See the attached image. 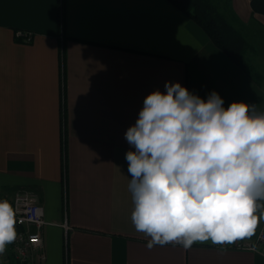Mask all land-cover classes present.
Masks as SVG:
<instances>
[{
  "label": "crops",
  "instance_id": "1",
  "mask_svg": "<svg viewBox=\"0 0 264 264\" xmlns=\"http://www.w3.org/2000/svg\"><path fill=\"white\" fill-rule=\"evenodd\" d=\"M229 6L260 83L168 0H0V195L36 194L43 264H264V248L238 246L264 229V207L250 238L189 250L149 249L131 221L125 133L147 95L179 82L264 112V15L250 0Z\"/></svg>",
  "mask_w": 264,
  "mask_h": 264
},
{
  "label": "clouds",
  "instance_id": "2",
  "mask_svg": "<svg viewBox=\"0 0 264 264\" xmlns=\"http://www.w3.org/2000/svg\"><path fill=\"white\" fill-rule=\"evenodd\" d=\"M146 96L125 139L134 203L131 221L150 237L147 247L170 243L224 245L250 238L264 207V112L257 105L207 100L179 82ZM15 210L0 201V255L16 239Z\"/></svg>",
  "mask_w": 264,
  "mask_h": 264
},
{
  "label": "trees",
  "instance_id": "3",
  "mask_svg": "<svg viewBox=\"0 0 264 264\" xmlns=\"http://www.w3.org/2000/svg\"><path fill=\"white\" fill-rule=\"evenodd\" d=\"M197 23L212 43L230 57L254 81L260 83L262 74L246 59L252 46L234 26L229 0H168ZM223 2V4H220ZM254 13L264 15V0H250Z\"/></svg>",
  "mask_w": 264,
  "mask_h": 264
},
{
  "label": "built area",
  "instance_id": "4",
  "mask_svg": "<svg viewBox=\"0 0 264 264\" xmlns=\"http://www.w3.org/2000/svg\"><path fill=\"white\" fill-rule=\"evenodd\" d=\"M16 38L23 42L31 40V33L18 30ZM9 201L15 210L16 239L7 244V252L0 255V264H43L46 254L43 248L41 228L44 224L43 208L33 191L17 190L11 200L0 195V201ZM241 248L258 251L264 248V229L253 241L238 245ZM9 261V262H6Z\"/></svg>",
  "mask_w": 264,
  "mask_h": 264
},
{
  "label": "rangeland",
  "instance_id": "5",
  "mask_svg": "<svg viewBox=\"0 0 264 264\" xmlns=\"http://www.w3.org/2000/svg\"><path fill=\"white\" fill-rule=\"evenodd\" d=\"M220 4H223V2H220ZM258 61V69L264 74V51L258 52Z\"/></svg>",
  "mask_w": 264,
  "mask_h": 264
}]
</instances>
